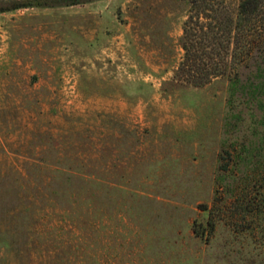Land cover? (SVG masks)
I'll return each instance as SVG.
<instances>
[{
    "label": "rangeland",
    "instance_id": "rangeland-1",
    "mask_svg": "<svg viewBox=\"0 0 264 264\" xmlns=\"http://www.w3.org/2000/svg\"><path fill=\"white\" fill-rule=\"evenodd\" d=\"M187 10L0 0V264H264L260 111L173 80Z\"/></svg>",
    "mask_w": 264,
    "mask_h": 264
},
{
    "label": "trees",
    "instance_id": "trees-1",
    "mask_svg": "<svg viewBox=\"0 0 264 264\" xmlns=\"http://www.w3.org/2000/svg\"><path fill=\"white\" fill-rule=\"evenodd\" d=\"M38 1L46 5H78L94 0ZM184 1L188 5L187 18L179 40L183 56L173 80L202 87L217 78H229L231 97H245L260 111L256 125L264 127V0ZM260 142L264 149V134ZM262 167L264 170V163ZM260 184L261 198L254 209L257 215L264 213V175Z\"/></svg>",
    "mask_w": 264,
    "mask_h": 264
}]
</instances>
